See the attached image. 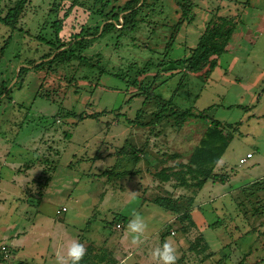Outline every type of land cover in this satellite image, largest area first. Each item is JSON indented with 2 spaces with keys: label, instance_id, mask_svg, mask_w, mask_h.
I'll use <instances>...</instances> for the list:
<instances>
[{
  "label": "rangeland",
  "instance_id": "rangeland-1",
  "mask_svg": "<svg viewBox=\"0 0 264 264\" xmlns=\"http://www.w3.org/2000/svg\"><path fill=\"white\" fill-rule=\"evenodd\" d=\"M53 1L30 0L20 19L22 29L0 23V88L11 89L0 97V264H57V256L49 263L50 254H58L71 239L94 241L108 259L113 252L119 260L127 256L119 264H155L151 251L165 241L176 247L177 264H236L242 257L247 263L264 264V189L253 193L248 189L254 181L264 180V0H191L194 18L177 33L168 58L188 56L212 18L229 16L235 24L225 52L208 76L205 69L178 68L173 76L163 73L156 81V95L171 98L193 114L178 129L162 124L158 135L131 122L139 109L143 122L157 106L145 92L129 88L122 73L131 63L164 58L170 28L178 19L174 1L143 9L133 30L94 41L85 54L92 61L102 59L103 71L70 62L19 74L27 59L38 60L47 53L35 36L52 18L48 10ZM79 1L85 8L92 3ZM125 1L112 3L122 6ZM12 3L0 0V12ZM87 14L82 8L73 10L65 32L73 20L81 21ZM85 24L92 27L94 21ZM39 91L46 97L36 96ZM204 109H209L206 116L199 117ZM101 111L97 119L68 117L70 112ZM211 119L239 124L214 170L225 182L208 180L198 192L192 209L198 231L184 235L171 212L150 200L168 193L184 200L189 191L176 187L173 180L165 188H149L151 172L173 161V153L185 160ZM124 140L131 147L120 154ZM248 152L252 157L239 163ZM152 153L159 156L145 174L144 155ZM42 156L49 164L55 161V169L39 196L43 182L37 185L34 179L42 169ZM105 170L111 172L102 174ZM134 213L148 226L139 246L131 243L127 229ZM119 215L126 216L125 222L115 218ZM198 234L213 251L207 260L197 253L181 254Z\"/></svg>",
  "mask_w": 264,
  "mask_h": 264
},
{
  "label": "trees",
  "instance_id": "trees-1",
  "mask_svg": "<svg viewBox=\"0 0 264 264\" xmlns=\"http://www.w3.org/2000/svg\"><path fill=\"white\" fill-rule=\"evenodd\" d=\"M12 1V4L8 5L6 8L3 7L4 11L0 12V23L8 26L12 30L16 28L22 29V27H19L21 26L20 19L30 0ZM112 1L113 0H92L91 5L85 8V3L79 0H54L48 10V15H51L52 18L42 24L35 36L38 42L46 45L47 53L40 56L38 60L31 61V59H27V65L20 66L18 68V73H25L30 69L34 71L51 69L55 64L70 62H79L86 67H98L100 69L102 59L97 57L95 61H92L91 58L85 54V51L92 46L94 41L112 32L122 33L126 30H133L140 21V14L143 12V9H145V11L154 10L162 6L164 0H127L122 6H116ZM173 1L175 5H172V9L175 14L178 15V19L170 28V35L163 50L164 58L159 57L155 61L149 59L140 65L131 63L124 73H122L123 77H127V86L129 88H137V94L145 92V94H147L146 98H153L156 103V111L145 116V121L142 122L138 119L143 114L142 109H139L135 115V119L131 120V122L139 126L145 125L149 133L154 132L152 135L159 134L162 124H168L170 127L176 129L181 128L193 115L191 109H181L174 105L171 98L162 99L159 95H156L154 93V89L157 85L156 81L163 73H169V76H173L178 68L194 72L205 69V75L208 76L217 66V58L225 52L233 25L235 24L233 18L229 16H216L212 18L208 21L204 31L199 36L196 45L190 48V54L181 59L172 60L168 58L167 55L173 46L177 33L185 23H190L195 15L193 11L195 4L191 0ZM77 8H82L87 11V17L81 20L82 22L73 20L76 23L72 22L73 24L71 23L69 26V32L66 33V21L73 10ZM176 10L178 11L177 13ZM87 20L94 21V25L92 27L86 25L85 23ZM9 39L10 36H8L5 44ZM100 70L103 71V68ZM10 90V88H0V97L4 94L8 96ZM39 92L36 96L40 95L46 97V95ZM207 110L209 109H204L198 116L205 117ZM101 114H103L102 111L93 114L70 112L68 117H74L77 118V121H80L86 117L97 119ZM238 124L239 122L235 123L236 127H234L231 123L224 124L219 120L211 119L210 124L205 128L199 141L192 148L185 160L182 159L179 153H173L170 155V158L174 160L173 163H164L161 168L157 170L153 169L151 172L154 178L153 183H156V186H160L159 188H165V185L171 183L173 180L176 183V187L189 191L184 200L180 199V196H173L169 193L156 195L150 200V202L176 216L175 220L179 222L180 230L184 235H188L193 231H198L197 224L192 218V209L195 206L198 192H200L208 180L211 182H225L224 176L217 174L214 170L233 139ZM153 128H156V130L154 131ZM64 135L67 138L71 137L70 132H65ZM128 147H131V144L128 140H124L118 153L125 154ZM136 151L137 150L132 148L131 154L133 159L138 161L139 154L136 153ZM97 156L98 154L95 155V158ZM43 157L46 159H43ZM41 159L42 161H39V164L41 166L43 165L42 169L34 179L37 180L36 183L38 181L43 182V186L38 190L39 196H42V190L47 186L51 179V173L55 169V161H51V164H49L48 161H46L48 157L42 156ZM158 161H162L161 156ZM31 165L33 164H27L25 167H30ZM110 172V170H105L102 174ZM132 173H134V170L127 172V174L130 175H132ZM263 181H254L248 186V189L252 191L251 193L255 192V190L264 189V186L260 185ZM146 199L147 197H145V200ZM115 218L123 222L127 219L126 216L123 215L116 216ZM196 236L195 239L189 241L186 249L187 251L183 250L181 254H183L184 251L189 255H191V253H197L201 259L205 257L207 260L213 256V251L208 248L207 243L201 242L202 239H204L201 234ZM86 248L87 255L80 264H116L112 255L110 256L111 259L107 258L105 251L98 252V248L93 247L91 244L86 245ZM106 252L110 251L106 250ZM179 256L177 255L178 258ZM106 261H108V263H106ZM236 264L258 263H247L245 257H242Z\"/></svg>",
  "mask_w": 264,
  "mask_h": 264
},
{
  "label": "clouds",
  "instance_id": "clouds-1",
  "mask_svg": "<svg viewBox=\"0 0 264 264\" xmlns=\"http://www.w3.org/2000/svg\"><path fill=\"white\" fill-rule=\"evenodd\" d=\"M147 227L140 214L134 213L127 225L133 245L139 246L143 243ZM86 255V246L78 239H71L58 253L57 264H80ZM151 257L155 264H177V249L172 242L165 241L151 251Z\"/></svg>",
  "mask_w": 264,
  "mask_h": 264
},
{
  "label": "crops",
  "instance_id": "crops-1",
  "mask_svg": "<svg viewBox=\"0 0 264 264\" xmlns=\"http://www.w3.org/2000/svg\"><path fill=\"white\" fill-rule=\"evenodd\" d=\"M151 154V153H150ZM144 155V157L146 158V164H148V165H146V167H145V174H147L148 173V170L146 171V169H148V168H150V162H152V160H155L156 158H158V153L157 154H155V153H152V155ZM251 158V157H250ZM147 159H148V161H147ZM249 159V158H248ZM177 160V159H176ZM174 162V160L173 161H170V163H173ZM152 170V169H151ZM152 182H154V181H152ZM151 182V183H152ZM156 186V183H153V184H150V185H148V187L150 188V187H155ZM63 208H62V210H64L65 209V211L67 212L68 211V208L67 207H65V206H62ZM125 216V215H124ZM172 217H171V220H175V215H171ZM81 243H83V244H85V246L86 245H89V244H91L93 247H95V248H98L97 246H98V244H95L94 243V241H85V243L83 242V240H79ZM105 248H109L106 244H105V246H104ZM108 250H110V248L108 249ZM56 256L58 257V254H57V252H53V253H51L50 254V257H49V259H48V261H49V263H50V261H53L55 258H56ZM112 257L114 258V260L116 261V264H119L120 262H123V261H125L126 259H127V256H125V257H123V258H121L120 260H119V258H117V257H115V254H114V252L112 253ZM102 264V263H101Z\"/></svg>",
  "mask_w": 264,
  "mask_h": 264
},
{
  "label": "built area",
  "instance_id": "built-area-1",
  "mask_svg": "<svg viewBox=\"0 0 264 264\" xmlns=\"http://www.w3.org/2000/svg\"><path fill=\"white\" fill-rule=\"evenodd\" d=\"M252 157V153H246L245 157L239 159V163H245L248 158ZM119 226V225H118Z\"/></svg>",
  "mask_w": 264,
  "mask_h": 264
}]
</instances>
